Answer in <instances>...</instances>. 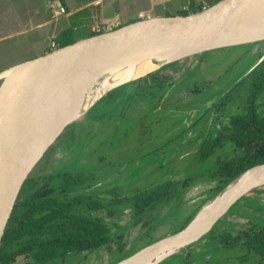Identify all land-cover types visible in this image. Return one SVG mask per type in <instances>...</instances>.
Returning a JSON list of instances; mask_svg holds the SVG:
<instances>
[{
    "label": "rangeland",
    "instance_id": "374dc122",
    "mask_svg": "<svg viewBox=\"0 0 264 264\" xmlns=\"http://www.w3.org/2000/svg\"><path fill=\"white\" fill-rule=\"evenodd\" d=\"M91 1L101 2L89 11L86 30L94 28L104 33L137 18L179 15L198 7L206 8L215 0ZM16 6L15 1L0 0V73L55 49L51 41L57 32L48 30H52L56 21L52 24L50 21L43 31L41 29L46 33L45 40H32L40 30L32 31V26L25 24L26 17L19 13L24 5ZM246 50L247 45H241L207 51L175 61L173 67H168L169 63L149 73L171 74L166 82L150 85L145 81L149 75L146 74L141 77L143 82L137 81L139 78L117 87L115 92L122 102L118 109H122L123 119H115L117 109L106 113L105 108L101 115L97 111L102 104L98 103L87 116L65 128L44 152L28 176L33 180L36 178V184L33 187L34 182L29 181L24 185V192L41 186L50 175L79 172L76 175L85 179L83 183L69 186L61 194H54L59 195L61 200L74 195L88 196L85 201L94 203L95 208L81 204L74 207V212L108 224L112 240L99 250L101 253L94 254L93 261L96 260L97 264H116L118 259L122 260L181 230V225L199 209L202 201L214 195L215 186L221 192L228 185L223 183L224 179L217 181L201 176L217 170L215 156L227 161L235 154L232 142L225 143L216 155L204 162L195 161L194 155L200 144L211 137L209 133L214 130L209 124L211 116H217L215 122L219 123L230 114L244 109L248 96L247 75L260 62L264 41L250 46L247 54L244 53ZM164 67L167 69L162 70ZM182 69L184 71L180 75ZM144 87L156 92L144 93L140 90ZM161 90L170 97L163 111H154ZM256 105L257 112L262 115L264 93L259 96ZM95 114H98V120H92ZM128 127L131 132L128 131L130 134L126 137ZM128 144L130 148L125 150ZM186 179L191 180L182 186L184 189L177 199L154 206L139 220L133 218V210L130 214L125 213L132 209L127 199L136 193L165 180L183 182ZM115 199L123 201L119 204ZM111 210L116 212L113 217L108 215ZM263 210L264 185H261L237 201L209 232L158 264H238L232 256L238 257L243 251L236 252L234 247L225 249L220 241L226 234L224 237L221 234L235 237L245 231L249 223H253L250 221L259 222ZM64 260L66 264H84L85 258L78 253ZM27 262L29 259L20 256L13 264ZM256 263L255 260L253 264Z\"/></svg>",
    "mask_w": 264,
    "mask_h": 264
},
{
    "label": "water",
    "instance_id": "95a60500",
    "mask_svg": "<svg viewBox=\"0 0 264 264\" xmlns=\"http://www.w3.org/2000/svg\"><path fill=\"white\" fill-rule=\"evenodd\" d=\"M262 41L264 0H219L188 15L152 17L125 24L53 49L0 73V76H4L0 83V246L20 190L44 152L66 127L83 117L102 97L132 79L108 88L73 119H69L76 112L72 106L63 110L60 117L68 118V122L54 130L40 147L33 136L40 90L37 82L56 85L77 80L89 88L98 89L116 70L125 67L129 72H136L141 60L163 52L182 50L184 53L160 64L157 69L207 51ZM263 58L264 55L261 60ZM262 177L264 164L244 171L211 199L217 198L228 186L244 178L200 224L192 226L211 200L206 201L181 230L139 249L116 264H138L140 258L155 251L187 240H197L209 232L243 196L264 185L257 184Z\"/></svg>",
    "mask_w": 264,
    "mask_h": 264
},
{
    "label": "trees",
    "instance_id": "16d2710c",
    "mask_svg": "<svg viewBox=\"0 0 264 264\" xmlns=\"http://www.w3.org/2000/svg\"><path fill=\"white\" fill-rule=\"evenodd\" d=\"M218 1L215 0L211 5ZM203 8L198 7L189 12H181L179 15L195 13ZM85 14L86 10H82L70 18V26L52 39L53 48H61L80 39L102 33L99 31L85 32L84 27L87 21L86 18L82 19ZM165 16L174 15L166 14ZM138 20L140 18L128 23ZM169 66L173 67V63H170ZM165 67L162 70L167 69ZM170 75L166 72L160 74L155 72L146 76L145 78L148 79L145 81L150 85L161 84L166 82ZM142 79L137 81L143 82ZM247 79L249 81L248 96L243 113L232 116L229 125L224 126L214 138L203 141L194 155L195 161L204 162L216 155L225 143L232 142L235 154L230 156L227 161L218 155L215 156L217 170L208 176L209 178L224 179L223 183H229L244 171L264 164V115L257 114L256 105L257 99L264 93V58L249 73ZM140 90L149 94L156 92L150 87L140 88ZM114 92L107 94L99 103L108 101ZM95 118L93 116L92 119ZM78 173L73 171L50 175L46 182L35 187L31 192H24V187L29 181L34 182V187L36 178L34 180L30 177L26 179L2 239L0 264H13L20 256L29 259L26 264H48L61 261L70 253L105 248L110 244L112 236L107 223L100 219L91 220L74 212V207L81 204L91 209L95 208L94 203L85 201L88 196L74 195L61 200L59 195L54 194L55 192L61 194L68 190L69 186L83 183L85 179L76 175ZM55 178L58 180L54 181ZM188 180L183 182L166 180L128 198L133 210V218L139 220L155 205L169 203L177 199L184 189L182 186H185ZM114 201L120 204L123 200L115 199ZM195 213L193 212L179 229L185 227ZM115 214V210L108 212L109 217H113ZM221 235L226 237L220 241L225 249L242 247L243 253L238 264H253L255 260L256 264H264V217L259 219V222L250 223L245 231L239 232L235 237L227 233ZM119 260L121 259H118L117 262Z\"/></svg>",
    "mask_w": 264,
    "mask_h": 264
},
{
    "label": "bare ground",
    "instance_id": "6f19581e",
    "mask_svg": "<svg viewBox=\"0 0 264 264\" xmlns=\"http://www.w3.org/2000/svg\"><path fill=\"white\" fill-rule=\"evenodd\" d=\"M182 50L172 52H163L154 56L147 57L139 62L136 72H129L125 67L116 70L117 72L111 75V78L104 84L100 85L98 89L94 87L89 88L88 85L77 80H70L67 84H47L45 81L37 82L36 85L39 90L38 100L35 111V125L33 129V136L38 145L46 141L52 132L58 129L63 123H67L69 119L77 117L100 95L108 88L113 87L119 83L136 80L149 74L157 67L169 59L183 54ZM4 76H0V83ZM136 78V79H135ZM129 81V82H131ZM90 90V92H88ZM73 107L75 114L68 118L60 117L63 110H68ZM65 119V120H64ZM1 163V160H0ZM248 177V176H246ZM244 180V178H242ZM243 180L236 181L228 186L217 198L209 201L204 210L196 218L192 226H196L204 221L210 214H212L226 198L242 183ZM257 184H264V177L257 181ZM195 239L187 240L175 246H170L151 254H148L139 259L138 264H154L157 261L166 258L169 255L177 253L191 244Z\"/></svg>",
    "mask_w": 264,
    "mask_h": 264
},
{
    "label": "crops",
    "instance_id": "0c3cea01",
    "mask_svg": "<svg viewBox=\"0 0 264 264\" xmlns=\"http://www.w3.org/2000/svg\"><path fill=\"white\" fill-rule=\"evenodd\" d=\"M13 3L15 1V3L17 4L16 8H18L20 6V4L22 3L24 5L23 10L20 9L19 13H21L24 17H26V23L28 26H32L31 29H33L32 31H39L34 35V38L32 40H45L44 35L46 34L45 32H41V29L43 31V27H45L46 24H49L51 21V24L53 23V21H56L54 24H52V30H48L49 32L55 31L57 33H55V35L52 37V39L58 35L61 31L67 29L70 26V18L76 14L77 12H80L82 10H86V14L84 16H82V19L86 18L87 24L85 25V32H90L87 31V26L89 23V11L92 9V7H94V5H96L97 3L100 2H92L91 0H11ZM93 3V4H91ZM60 7L64 8V13H60ZM91 7V8H89ZM91 12V11H90ZM66 13V14H65ZM20 14V16H21ZM62 19V20H61ZM141 19V18H140ZM60 20V21H58ZM91 31H95L94 28H92ZM81 40V39H80ZM79 41V40H78ZM52 42V47L54 46L53 41ZM42 49V48H41ZM42 54V51L41 53ZM39 54V55H40ZM41 56V55H40ZM24 62V61H23ZM22 63V62H21ZM111 99L109 98L108 101H105L102 103V107L97 111L100 112L101 115H103L102 113H104V109L106 108V113H110L112 110V106H114V104H110ZM99 103V102H98ZM97 103V105H98ZM94 107V106H93ZM92 107V108H93ZM117 109V111L115 113H119V117H122L123 113L122 110L118 109V107H113V112ZM122 113V115H121ZM86 115V114H85ZM84 115V116H85ZM96 117L95 119H97L98 114H95ZM93 120V119H92ZM98 120V119H97ZM118 120V119H116ZM131 132V128L128 127L127 131H126V137L129 136L130 132ZM130 144L125 146V150H127ZM187 169V167L185 168ZM216 172V171H215ZM213 173H208L206 175H203L201 177H206L208 178V176L212 175ZM200 175V174H199ZM217 181H220L222 179L219 178H215ZM191 180V179H189ZM166 181V180H165ZM148 188V187H147ZM212 189V188H211ZM216 190L214 195H212L211 197L206 198L205 200L202 201V205L209 199L213 198L218 192H219V188H217V186H215ZM166 204V203H164ZM164 204H160V205H155V206H162ZM200 205V207L202 206ZM199 207V208H200ZM132 211H126L125 213L130 214ZM198 209L195 211L197 212ZM193 214V213H192ZM127 216V215H126ZM263 215H261L259 217V219H262ZM258 221V220H257ZM249 222V221H248ZM250 222H254V221H250ZM250 224V223H249ZM240 247V246H238ZM238 247H236L235 251L238 252V250L242 251V247H240L238 249ZM104 247L100 248V249H95V250H89V251H81V252H74V253H70L69 255H67L64 259H69L70 255H77L78 253L85 258L84 264H97L95 263L96 260L93 261L94 259V254L99 252L101 253L99 250L103 249ZM238 257L232 256V259H235V263H239V258L241 257V254L237 255ZM61 260V261H54V262H50L48 264H66L65 260ZM233 262V261H232Z\"/></svg>",
    "mask_w": 264,
    "mask_h": 264
},
{
    "label": "flooded vegetation",
    "instance_id": "af4514ba",
    "mask_svg": "<svg viewBox=\"0 0 264 264\" xmlns=\"http://www.w3.org/2000/svg\"><path fill=\"white\" fill-rule=\"evenodd\" d=\"M252 45H254V44H249V46H247V50L244 52V53H248L250 50H249V48H250V46H252ZM243 46V45H242ZM249 47V48H248ZM227 49H232V48H227ZM264 55V54H263ZM254 69V68H253ZM252 69V70H253ZM251 70V71H252ZM182 71V73H180V75H182L183 74V69L181 70ZM249 75V74H248ZM248 75H247V77H248ZM171 76V75H170ZM170 78H168V80H169ZM175 84H173V86H174ZM236 85V84H235ZM234 85V86H235ZM173 86H170V88L171 87H173ZM233 87V86H232ZM119 88V87H118ZM118 88H116V89H118ZM164 88V87H163ZM116 89H114V90H112V91H110V92H113V91H117ZM136 89V88H135ZM109 92V93H110ZM165 91L164 90H161V93L159 94V95H157V99H158V101L159 102H157V106L155 107V109H154V111H163V109H164V104L166 103V101H167V99H168V97H170V94H165L164 93ZM168 92H169V90H168ZM108 93V94H109ZM229 93V91L226 93V94H228ZM107 95V94H106ZM106 95L104 96V97H106ZM144 96V99L146 98L145 97V95H143ZM104 97H102L98 102H100ZM110 99H111V102H110V104L112 105V104H114V106H112L111 108H113V107H119V104H121L122 102H121V97H120V95L117 93V92H114V94L110 97ZM246 101H247V99H246ZM97 102V103H98ZM96 103V104H97ZM244 108V107H243ZM120 110V109H119ZM122 110V109H121ZM243 111H244V109H243ZM243 111H241V112H238V113H235V114H230L229 116H227V118H226V120L224 119V121L222 122V121H220L219 123H217V122H215V119L217 118V116H211V118H210V122H209V124L210 125H212L211 127H212V129H214L213 130V132H210L209 134H210V138L209 139H211V138H214L218 133H219V131H221V129L224 127V126H226V125H229V123H230V120H231V117L232 116H234V115H236V114H240V113H243ZM120 112L121 111H119V113H115V119H119V118H121V117H119V114H120ZM225 114V113H224ZM257 114H259L258 112H257ZM121 115H122V113H121ZM259 115H261V114H259ZM262 115H264V113L262 114ZM124 116V114L122 115V117ZM225 116H226V114H225ZM205 140H207V139H205ZM204 140V141H205ZM201 145V144H200ZM262 215H263V217H264V210H263V212H262Z\"/></svg>",
    "mask_w": 264,
    "mask_h": 264
},
{
    "label": "built area",
    "instance_id": "2783aa9c",
    "mask_svg": "<svg viewBox=\"0 0 264 264\" xmlns=\"http://www.w3.org/2000/svg\"><path fill=\"white\" fill-rule=\"evenodd\" d=\"M60 13H64V8L60 7Z\"/></svg>",
    "mask_w": 264,
    "mask_h": 264
}]
</instances>
